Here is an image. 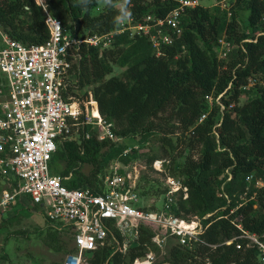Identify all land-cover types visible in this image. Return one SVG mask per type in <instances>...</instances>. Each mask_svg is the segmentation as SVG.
Here are the masks:
<instances>
[{"label": "trees", "instance_id": "1", "mask_svg": "<svg viewBox=\"0 0 264 264\" xmlns=\"http://www.w3.org/2000/svg\"><path fill=\"white\" fill-rule=\"evenodd\" d=\"M100 1L104 5L94 13ZM116 1L49 0V9L65 26L70 23L72 33H102L114 28L117 20L126 15L115 6ZM175 3V0H133L131 13L135 18L147 12L164 16ZM242 9L248 13L240 29L238 12ZM230 11L227 17V11L218 5L212 9L201 5L188 8L181 19V37L173 45L163 46L159 56L146 38H129L127 34L116 36L112 46L102 51L85 44L79 48L78 65H74L75 69L78 67L77 85L90 86L100 113L114 122L120 141H100L94 135L85 138L81 130L79 140L60 142L50 166L60 176L71 174L64 180L67 187L100 191L109 162L120 157L127 164L135 156L122 155L127 144L121 139L139 136L146 141L159 126L153 119L160 113L167 112L164 122L175 119L174 129L188 132L189 143L200 146L195 158L188 156L183 162L180 175L187 187V197L178 198L173 212L179 217L190 214L200 218L204 227L200 237L206 244L189 248L176 243L166 259L153 264H257L254 248L236 249L234 243H222L239 232L231 220L264 241V185L251 189L255 190L254 198L230 212L236 205L237 194L245 189L247 175L264 179V83L248 92L242 102L239 90L249 76L264 79V34H255L264 31V0H235ZM44 19L42 9L33 0H0V22L9 36L21 43L39 44L48 38ZM223 33L238 46L220 60L214 48ZM111 62L126 66L122 77H107L112 72ZM229 82L232 86L222 101L226 107L232 102L234 105L224 111L215 104L209 105L206 96H217ZM204 112H207L205 119L197 123ZM160 140L170 147L175 144L167 136ZM154 158L147 160L151 164ZM57 160L64 162L58 172L53 164ZM87 162L93 169L82 175L80 166ZM228 174L230 179L226 180ZM221 185L229 202L216 194ZM208 213L211 214L204 217ZM45 222L48 228L56 227L55 221L47 217ZM152 234L140 226L138 240L123 254L115 247V240L120 237L112 231L109 239L113 235L114 241L94 251L91 260L94 264H131L153 246ZM213 244L216 246H210Z\"/></svg>", "mask_w": 264, "mask_h": 264}, {"label": "built area", "instance_id": "2", "mask_svg": "<svg viewBox=\"0 0 264 264\" xmlns=\"http://www.w3.org/2000/svg\"><path fill=\"white\" fill-rule=\"evenodd\" d=\"M33 1L42 9L49 31L43 43H21L11 38L0 22V216L8 213L17 199L26 197L45 217L67 227L73 247L65 254L63 264H94L91 260L94 251L109 245V233L112 231L120 237V240H115L116 249L125 253L138 240L140 226L155 227L150 239L160 251L164 249L168 235L175 236L180 245L189 248L206 244L200 237L204 227L199 222L185 220L173 212L175 195L179 192L183 198L187 197V187L175 178H166L161 207L150 209L136 205L138 198L134 188L137 174L131 170V165L116 164L105 175L98 192L67 187L64 180H68L71 174L60 176L53 173L50 166L60 142L76 140L81 130H84L85 138L94 135L100 141L116 142L120 139L114 131V122L100 113L91 91L86 95L77 85L78 67L75 69L74 65H78L80 46L85 44L102 51L112 46L116 36L127 34L129 38H146L155 55L159 56L163 46L173 45L181 37L182 16L188 8L200 5L199 1L175 0V6L164 16L147 12L136 19L131 13L133 0H124L130 16L121 17L107 32L84 34L72 33L54 17L49 9V0ZM224 1L228 0L215 5L226 10L230 17V7ZM260 34L264 31H258L256 36ZM237 46L223 33L214 50L218 59L223 60ZM263 83V78L249 76L239 86L240 98L247 97L248 92ZM231 86L229 82L217 96H206L209 105L219 106L220 111L232 107L233 102L226 107L222 101ZM206 115L207 112L202 113L197 123H201ZM129 149H125L122 155ZM157 164H160L159 159L153 161L154 167ZM229 179L230 174L226 180ZM245 180V189L237 194L236 205L230 212L254 198L255 190L251 189L264 185L261 176L249 174ZM216 194L230 201L223 185ZM231 222L239 232L222 244L234 243L236 249L254 248L256 263L264 264V241L244 229L241 223ZM87 251H92L91 257L86 256ZM154 258L155 254L149 248L143 258L136 257L131 264L137 260L141 264H153Z\"/></svg>", "mask_w": 264, "mask_h": 264}, {"label": "rangeland", "instance_id": "3", "mask_svg": "<svg viewBox=\"0 0 264 264\" xmlns=\"http://www.w3.org/2000/svg\"><path fill=\"white\" fill-rule=\"evenodd\" d=\"M151 1V0H145ZM199 4L209 9L214 8L221 0H198ZM225 2V1H224ZM235 0H228L225 3L228 7H232ZM222 4V3H221ZM104 3L100 1L95 12L102 9ZM115 6L122 8L127 13L128 5L124 0H117ZM150 10V8H148ZM247 10L242 9L238 12V20L240 29H242L243 21L247 16ZM228 17V16H227ZM121 19V17L119 18ZM119 19L117 21H119ZM137 19V18H136ZM68 30L71 29L70 23L65 26ZM255 32V31H254ZM258 31L255 32V34ZM127 45L123 46L126 47ZM112 72L107 75L123 76V70L126 66H119L111 62ZM90 86L83 87L82 91L87 95L90 91ZM246 95L240 98V102L246 99ZM168 113H160L159 116L153 119L154 123H159L156 126L155 133L146 141H143L139 136H129L123 140L133 155L131 160L126 162V165H131V170L137 174L135 180L134 192L137 194L138 202L136 205H142L150 209H159L162 203V194L166 189V178L171 176L182 182L180 170L184 160L191 156L195 158L200 146H192L196 144L189 143L190 134L181 133L174 126L177 125L175 119L164 122L168 117ZM174 131V132H171ZM80 133V132H79ZM162 136L170 137L173 140L174 146L170 147L165 142L161 141ZM79 140V137H77ZM120 141V140H119ZM118 142V141H116ZM155 156L154 159H159L160 164L153 166L147 158ZM55 171L58 172L64 167L62 160H57L53 163ZM122 164L120 157L112 159L105 168V173L108 174L115 165ZM179 164V168L176 167ZM124 165V163H123ZM92 164L87 162L80 166L79 173L88 175L91 173ZM78 173L75 174L77 176ZM179 197H182L178 192L174 197V206ZM185 220H193L202 225L201 219L194 215H186L182 217ZM56 227L48 228L45 222L43 212L26 197H20L11 206L10 211L4 216H0V264H63L65 254L73 247L71 234L69 229L64 225L54 222ZM151 232L155 231V227L145 226ZM111 244L114 239L110 238ZM118 241V240H117ZM177 242L175 236L168 235L164 249L158 250L155 246H149L155 254L154 262L158 263L168 257V253L173 245ZM116 247V242H115ZM129 249V247H128ZM127 249V251H128ZM147 250V249H146ZM127 251L125 253H127ZM124 254V253H123Z\"/></svg>", "mask_w": 264, "mask_h": 264}, {"label": "water", "instance_id": "4", "mask_svg": "<svg viewBox=\"0 0 264 264\" xmlns=\"http://www.w3.org/2000/svg\"><path fill=\"white\" fill-rule=\"evenodd\" d=\"M85 254H86V256L91 257L93 253H92V251H87V252H85Z\"/></svg>", "mask_w": 264, "mask_h": 264}, {"label": "bare ground", "instance_id": "5", "mask_svg": "<svg viewBox=\"0 0 264 264\" xmlns=\"http://www.w3.org/2000/svg\"><path fill=\"white\" fill-rule=\"evenodd\" d=\"M184 225H185V223H184ZM135 264H141L140 260H137V261L135 262Z\"/></svg>", "mask_w": 264, "mask_h": 264}, {"label": "clouds", "instance_id": "6", "mask_svg": "<svg viewBox=\"0 0 264 264\" xmlns=\"http://www.w3.org/2000/svg\"><path fill=\"white\" fill-rule=\"evenodd\" d=\"M126 16H130V13H127Z\"/></svg>", "mask_w": 264, "mask_h": 264}]
</instances>
